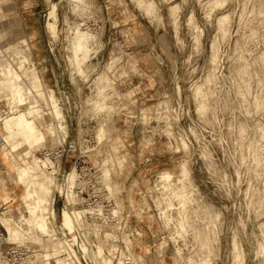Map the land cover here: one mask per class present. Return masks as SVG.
<instances>
[{
    "label": "rangeland",
    "instance_id": "1",
    "mask_svg": "<svg viewBox=\"0 0 264 264\" xmlns=\"http://www.w3.org/2000/svg\"><path fill=\"white\" fill-rule=\"evenodd\" d=\"M36 3L18 15L33 24L40 63L20 53L60 108L62 129L48 133L46 147L78 141L83 161L101 165L123 223L112 239L102 237L105 225L98 234L84 221L76 227L100 242L98 263L264 264V0ZM12 6L0 4V47L20 40ZM77 24L95 33L76 72ZM9 34L17 39L1 42ZM46 91L38 106L50 121ZM12 186L16 205L22 186ZM53 208V238L44 241L62 247L53 228L64 227L60 202Z\"/></svg>",
    "mask_w": 264,
    "mask_h": 264
},
{
    "label": "bare ground",
    "instance_id": "2",
    "mask_svg": "<svg viewBox=\"0 0 264 264\" xmlns=\"http://www.w3.org/2000/svg\"><path fill=\"white\" fill-rule=\"evenodd\" d=\"M79 27H81L80 24L75 26L74 40L70 42V49L72 52L71 61L72 65H75L76 72L78 67L82 66L84 63V59L86 58L85 55L89 53L86 51L90 42L89 39L93 38L95 33L92 32L90 28L80 30ZM11 52L15 51H4L0 49V57L3 60V66L0 68V83L1 86L4 84L3 86L6 88L4 92L7 94V98L5 99V114H0V130L2 131V142L0 143V172L5 174L3 177L0 176V182L6 187V180L15 186H22L20 194L22 207H19L15 221L2 215H0V221L4 227V232L8 241L23 243L27 242V239H33L36 244L41 245L42 249L40 253H37L38 251L34 253L36 261L40 257L38 264H65L63 261L64 258L61 256V253L66 249V247L64 249V241L62 240L61 242L63 245L62 247L53 248L46 243V240V242L44 241V239H47L44 237L53 238L54 232L52 231L53 229L51 230L52 227L50 228L49 226L53 221L52 217L55 216L53 208V189L59 188V190L56 191H62V184L56 182L57 176L49 169V166L52 165L51 161L48 158H41L39 153H32V150H36V148H40V146H43L42 148L47 146V135L49 132L53 131V128L62 129L60 123V108L53 102V98L49 95L50 92L47 89L46 94H48L49 100H52L51 106L54 104L55 109L53 110L54 115L50 121L43 117L41 113L44 111L38 106L40 101L31 89V87L35 88V90L40 93V97L45 95V92L41 93V91H39L40 77H38L36 73L30 74L35 71H30V76L25 71L27 68L24 67V64H26L24 61L26 59L28 60V58L20 53L22 52L20 49L18 51L19 58L16 57V54H11ZM9 53L11 54L10 56ZM32 65L33 64H31L30 68ZM31 69L33 70V68ZM102 98L101 100H103ZM97 103L95 104L97 105ZM104 135V128L99 126L97 135L95 136L97 141L101 140ZM61 138L63 139V137ZM103 162V164H105V161ZM75 176L76 170L75 166H73L68 174V183H70ZM104 185L107 193L109 195L113 194L111 185L108 182L106 183V181ZM3 189L5 190V187ZM6 197L11 198L9 195ZM66 208V205L61 207V221L64 227L59 225L63 230L71 233V236H73L72 240L74 241L76 240L74 233L76 227L78 226L82 229L84 221L83 216H85L87 210L80 208L68 210ZM117 210L118 209L115 208L116 218H118ZM112 227L106 226L105 230L103 227V238L112 239L113 235L115 236L116 228ZM80 228L78 229L82 231ZM93 231L97 234L100 232L94 228L92 232ZM82 235H87V231L85 230ZM96 244V248L98 249H96L97 254H95L97 256L101 252L102 246L100 242H96ZM116 249V247H112L108 252L113 254ZM92 251L95 252L94 249ZM121 261L119 262L122 264L131 263L129 258L123 257ZM126 261H128V263H126ZM0 264L10 263H3L0 261Z\"/></svg>",
    "mask_w": 264,
    "mask_h": 264
},
{
    "label": "built area",
    "instance_id": "3",
    "mask_svg": "<svg viewBox=\"0 0 264 264\" xmlns=\"http://www.w3.org/2000/svg\"><path fill=\"white\" fill-rule=\"evenodd\" d=\"M1 142L2 138H0ZM38 153L41 158H48L51 161L52 165L49 169L55 173L57 180L62 184V191L55 192L53 196L54 204L57 200L60 202V207L66 205L69 209L87 210L83 216L87 228H95L100 224L113 225L112 228L116 227V231L121 229L120 225L123 228L119 215L118 218L115 215V208H118L116 201L106 191L104 185L106 179L101 165L83 161L84 152L80 150L78 141L64 139L61 143L53 147H45ZM68 157L72 158L70 166L62 168V161ZM73 166H75L76 176L68 183V174ZM54 229L59 233L66 247L61 253L65 264H99L98 258L92 253V250L96 248L94 242L97 240L94 236H87L88 240L82 239L80 230H75L76 240L73 241L71 233L63 230L58 223L54 224ZM37 245L30 242H10L4 230L0 229V261L3 263L38 264L34 254L39 251L36 249Z\"/></svg>",
    "mask_w": 264,
    "mask_h": 264
},
{
    "label": "crops",
    "instance_id": "4",
    "mask_svg": "<svg viewBox=\"0 0 264 264\" xmlns=\"http://www.w3.org/2000/svg\"><path fill=\"white\" fill-rule=\"evenodd\" d=\"M8 0H0V4L2 2H7ZM11 3L13 4V9L14 10H17L16 14H15V17H12L14 18V21L12 20L11 21V24L12 25H17L18 28H19V42L18 43H7L6 45H4L3 47H0V49H3L4 51H13V50H17V48L23 50L24 52H26L28 54V56L30 57H33V60L34 61V64L35 66H37V64H39L40 60H41V51L42 49L40 48V45H39V48L37 47V45L35 44L37 39H36V33L35 32H30V31H34V30H30L29 27L31 25H33L32 23H30V21H27L26 18H23L21 19V21L19 20V15L23 17V14H21L22 11H25V10H33V9H37L39 4L36 3V0H11ZM19 13V15H18ZM10 18V20L12 19ZM29 18V17H28ZM27 18V19H28ZM8 20V19H7ZM4 21H6L5 19H0V25H2L4 23ZM21 26V28H20ZM25 27V31H27L26 34H23L22 35V31L24 32V28ZM11 36L10 34L7 35L6 37H2L1 38V42H8V41H11L13 39H17V38H13L11 39ZM33 42H35L34 46H33ZM31 43V44H30ZM32 50V51H31ZM0 68L1 66H3V63H2V58L0 57ZM2 63V64H1ZM37 73L40 75V88H39V91L42 92H45L47 89H46V85H45V81L43 79V76L41 75L38 67H37ZM4 85V84H3ZM1 86V83H0V114L1 115H4L5 114V108H6V103H5V99L7 98V94L5 91V86ZM33 93L37 96V97H40V93H38L35 88L31 87ZM1 108H2V111H1ZM66 123H67V126H68V122H67V119H66ZM71 123V122H70ZM0 138H2V131L0 130ZM68 159H64L62 161V164H63V167L64 168H68L70 166V164H68ZM3 175L5 176V174L3 172H0V176L3 177ZM6 185H7V189L4 190L3 189V185L0 183V188L3 189L1 190L2 193H0V215L2 216H5L6 218L8 219H13L15 221V218H16V215L18 213V210H19V207L21 208L20 204L21 203L20 201H17L16 205L15 204V200L17 198V190L15 191L12 184H10L7 180L5 181ZM10 196L11 198H8V200H5V197L6 196ZM13 197V198H12ZM131 210V209H130ZM133 214H136L133 210L130 211L129 213V217L131 216H134ZM130 223H132V218H130ZM0 227L1 228H4L1 221H0ZM136 229V228H135ZM161 248V247H160ZM166 246L164 247V250H165ZM149 260H151L150 258H147ZM146 261V259H145ZM146 264V262H144ZM104 264H106L104 262Z\"/></svg>",
    "mask_w": 264,
    "mask_h": 264
}]
</instances>
